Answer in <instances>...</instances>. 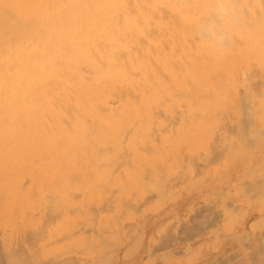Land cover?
<instances>
[{
  "label": "bare ground",
  "instance_id": "6f19581e",
  "mask_svg": "<svg viewBox=\"0 0 264 264\" xmlns=\"http://www.w3.org/2000/svg\"><path fill=\"white\" fill-rule=\"evenodd\" d=\"M241 77L246 80L245 93L254 101L255 117L260 118L264 114V0H0V216L17 210L26 231L47 232L53 225L80 218L87 202L101 198L104 188L109 191L106 201L115 203L123 182L130 187L141 177L142 162L154 167V157L163 160L175 153L172 142L196 138L195 133L205 127L207 117L202 116L212 109L213 98L228 92V81ZM235 87L230 91L232 99L238 93ZM239 107L237 111L244 112ZM244 139L241 144H247ZM245 144L243 153L249 148ZM167 187L165 193L170 191ZM4 230L1 241L7 244ZM14 233L7 236L11 243L22 241V234ZM67 236H72L70 231Z\"/></svg>",
  "mask_w": 264,
  "mask_h": 264
},
{
  "label": "rangeland",
  "instance_id": "374dc122",
  "mask_svg": "<svg viewBox=\"0 0 264 264\" xmlns=\"http://www.w3.org/2000/svg\"><path fill=\"white\" fill-rule=\"evenodd\" d=\"M241 78L242 79H240L237 82L228 81V84L232 82L231 83L232 86L226 84V88L228 92L224 93V91H222V94H221L222 96L217 95L215 96L216 98L215 97L213 98V103H212L213 106H211L212 109H209L210 111L207 113V115L204 114L202 116V118L207 117L205 118V121H204L205 127L204 129H201L195 133L197 135L196 138L188 139L187 141L185 139H179V140H175L174 142H172L175 146L174 147L175 153H170L169 157L167 156L163 160L162 159L159 160L157 159V157H154V159L157 160V162H154L156 165L154 167H149V165H146L147 167H149L147 169V167L144 166L145 164L142 162L141 164L143 165H140L141 170L139 173L141 174V177L135 179V182H133L134 185L130 187H128L129 186L128 182L124 181L123 191L118 192L119 196L120 195L121 196L117 198L115 203L113 202L109 203L106 201L105 198L108 197L109 191L108 192L105 191L107 189L104 188L102 189L104 190V193L102 194L101 198L99 199L93 198L89 202H87L85 206L86 209L83 208L84 212L80 218H75V219L73 218V220H70L68 222H63L64 224L58 223L56 225H53L50 227L51 229L50 228L47 229L48 230L47 232L46 230L39 231L37 233L26 231L25 228L23 227V224H21L20 217L19 218L17 217V213H16L17 210L15 211L13 209L12 212L8 213L9 218L0 216V263L1 264L3 263L4 264H15V263L16 264H21V263L22 264H32V262H34V264H36L39 261L38 262L39 264H47V263L48 264L49 263L51 264L53 263L54 264L55 263L56 264H71V263L72 264L73 263L74 264H233L234 263L236 264V262L237 264H244V263L251 264L252 262H253L252 264H261L257 262L259 261L261 262L262 260L264 261V250H263L264 248H262L264 247V242H263L264 241V202H263L264 201V180H261L262 182L258 180L264 177L263 175L264 174V169H263L264 168L263 167L264 166V161H263L264 160L263 159L264 157V143L263 142L264 141H262L264 140V137H263L264 128H262L264 127V114H262L261 116L263 118L260 117L262 121L260 120V118L255 117L256 115L254 114V107L251 106V105L254 106V101L247 95V93H245V86H246L245 81L246 80L245 78L243 79V77ZM234 87L238 89V93H236V96H235L236 98L234 97L235 99L234 98L232 99L230 96V93H231L230 91H232ZM245 94L248 98L244 96ZM223 96L226 98H224ZM217 97L220 100L217 99ZM226 101H229V103ZM241 103L243 106L241 105ZM239 105L241 106V109L244 110V112L242 110L239 111L240 109ZM249 105L252 107V110L250 109ZM232 106L234 107V109H232ZM246 106L248 107V109ZM236 107L239 108L238 111ZM222 108L225 112L222 111L220 113ZM250 110H251V114H250ZM227 112L232 113V115L231 114H230L231 116L226 115ZM238 112L240 113L238 114ZM245 112L248 114V116H246L247 114ZM213 114H215V116H213ZM239 117H242V118H239ZM248 117H250L251 120L255 119V126L257 128H255L254 122L252 124L251 120L249 121L247 120ZM215 118H218V119H215ZM227 119H231V120H227ZM239 119L240 120L242 119L244 123L242 124V121H240ZM218 120L221 122H218ZM226 121L228 122V124L226 123ZM246 121L248 122L247 124H246ZM222 122L225 126L221 124ZM240 122L242 126L240 125ZM235 124H237L239 128ZM249 124L251 128L254 127L256 130L254 128L251 129L249 127ZM220 126L223 130L220 128ZM225 127H227L226 130H225ZM243 128H245V130ZM239 129L241 131L240 133L238 132ZM215 130L216 132L218 130L220 131L216 133ZM249 130L251 132L248 133L246 136V132H249ZM235 131H237L238 134H235L236 133ZM229 132L231 133L230 135H228ZM239 134L240 135L242 134V135L240 136ZM232 135L235 138H232ZM221 136L223 137V139ZM258 137H262V139H258ZM244 138L247 139V144L250 143L249 145L245 144L246 140ZM216 139H219L220 142L217 141ZM243 139L245 140L244 144L247 146V148L249 147L248 149H246L247 153H246V150L244 153H243L244 150H242V147L243 148L245 147L244 144H241L243 143ZM202 140L203 141L205 140L204 143H202ZM226 142H228L229 144ZM211 144L213 145V150L212 148H210L212 147ZM222 145L225 146V149L228 148L227 152L226 150H224V147ZM231 145H234L235 147ZM215 146L216 148H214ZM217 148H219V150ZM238 149H241L242 151V152L239 151V155H237ZM216 151H218L219 153L221 151V154L219 155V153H217ZM206 152H210L211 154L208 153L209 154L208 155ZM240 153L242 154V156L243 155L244 156L242 157ZM253 153L255 155H253ZM250 154L251 156H249ZM152 155L154 156V154ZM186 155L190 159L186 158ZM221 156L224 159L221 160L222 158ZM230 157L232 160L230 159ZM179 161L180 162L183 161L182 164ZM230 161L232 162L230 163ZM163 162H165V164H163ZM204 162L206 165L204 164ZM207 163L208 164L212 163V164H209V166L211 165L209 167ZM157 165H160V166H157ZM194 165H197V166H194ZM198 165L200 168H198ZM182 167H183L182 169L183 171L181 170ZM150 168L151 170H153V176H152V171L150 170ZM187 168H190V169L187 170ZM191 168H193V170ZM194 168H196L197 170ZM246 170L247 171L249 170L248 171L249 174L247 173ZM177 171L181 173H178ZM251 171L254 172V174ZM155 172H157L156 173L157 175L154 174ZM143 173L145 177L142 175ZM196 173L197 174L201 173V174H199L198 176ZM245 174H247V176ZM146 175L147 176L150 175V176L147 177ZM254 176H255L256 182L255 181L253 182L252 180ZM176 177L180 178L178 179L180 182H178ZM197 178L198 180L199 179L200 180L197 181ZM161 179L162 181H160ZM171 180L175 182L173 183L175 184V187L172 184L173 181ZM244 180L246 181L245 183H244ZM195 181L197 182L195 183ZM147 182L149 183L148 185H147ZM177 182L178 184L181 183V185L179 184L178 186L176 184ZM257 182H258V185H257ZM165 183H167L168 187H170L169 192H167L168 189L164 188V186L167 187ZM155 185H157L156 187H158L159 190L155 187ZM246 185H247V189L245 187ZM259 185L261 187V188L259 187V191H254V190H258L256 187H258ZM124 187H126L125 190H124ZM243 187L245 188L243 189ZM251 187L256 188V189L252 190ZM154 188L156 191L153 190ZM165 189L167 190L166 191L167 193L164 192ZM150 191L151 193H149ZM244 192L245 194H248V193L249 194L245 195ZM252 192H255V194L254 193L252 194ZM118 193L116 192L115 195ZM256 193L258 194V196L256 195ZM251 194L253 195V197L257 196L256 197L257 200L255 198H251L252 197ZM146 196H149V198ZM153 196L154 197L157 196V198H154ZM251 199L253 200L251 201ZM124 203L125 205H123ZM205 204H208L209 206ZM214 204L215 206H213ZM237 204L239 206H237ZM126 205L128 206L125 208ZM102 206H107V207L102 208ZM130 206H133V207H130ZM91 207H93L94 209ZM231 208L232 209L234 208L233 211ZM99 209L101 210L105 209V211H101ZM110 209L112 210L110 211ZM106 210H108L110 213L108 211L106 213ZM199 210L202 212H200ZM220 210H221V214H220ZM197 211H199L200 213ZM227 211L229 212L231 211L232 213H229ZM77 213L78 212H76V214ZM94 214L95 215L97 214L96 215L97 217ZM230 214H232L233 216H231ZM204 215H206L205 218H204ZM87 218H90V219L88 220ZM77 219L78 220L80 219V220L78 221ZM91 220L93 222H91ZM205 222L208 225L205 224ZM81 223L82 224L84 223V224L82 225ZM88 224H89L88 230L91 229L92 231L90 230L88 232V230L85 229V226L87 228ZM118 225H120V227ZM5 227L7 231V236H8V233H11V231L13 232L15 231L14 233L15 235H17L18 233H20V235L22 234V236L24 237V238L22 237L23 238L22 241L20 240L21 238H19L18 240H20L21 242L20 241L16 242L15 240H13L12 241L13 243H11L10 238L6 236L5 240L7 241V244L8 243L9 244L8 245L5 244L6 242L3 243L2 241H4L3 238L5 235L3 233L5 231L4 230ZM65 227L66 229L63 232ZM167 227L170 230H168ZM80 228L81 230H79ZM69 231L72 236L68 237L67 235ZM94 231L96 232V234H94ZM115 231H118V232H115ZM27 233H29V236ZM31 234L34 236H32ZM66 236L69 239L64 238L62 240V238ZM36 237L37 239L40 238L38 239L40 241H38ZM251 237H252V241L250 240ZM32 238H34L36 241L35 240L33 241ZM54 239L55 241H52ZM247 242H249V244ZM20 243H24L25 246H31L32 250L25 249L23 245H20ZM4 245L5 246L7 245L8 247L7 246L4 247ZM257 246L260 249L262 248V250H259ZM38 247H39V250H35L36 248L38 249ZM257 251H259V253ZM33 252L35 253V255ZM31 253H33L32 255L34 256V258H32L33 257L32 255L30 256ZM233 253L234 254L239 253L240 255L237 256L236 254L235 256ZM9 254L11 255L9 256ZM58 254H59V257L57 256L58 257L57 259V257L55 258V256ZM68 256L71 260H68L67 262V259H69ZM35 257H37L38 259L37 258L35 259ZM50 257L52 258V260H50L51 259ZM63 257L64 258L67 257V258L64 259ZM234 259L236 261H234ZM255 260H256V263H255ZM262 264H264V262H262Z\"/></svg>",
  "mask_w": 264,
  "mask_h": 264
}]
</instances>
